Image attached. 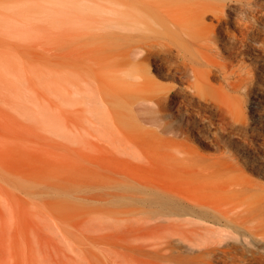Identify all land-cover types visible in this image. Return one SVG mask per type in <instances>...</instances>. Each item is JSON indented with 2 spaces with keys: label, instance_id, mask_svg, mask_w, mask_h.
<instances>
[{
  "label": "rangeland",
  "instance_id": "374dc122",
  "mask_svg": "<svg viewBox=\"0 0 264 264\" xmlns=\"http://www.w3.org/2000/svg\"><path fill=\"white\" fill-rule=\"evenodd\" d=\"M59 1L0 0V264H143L150 257L142 248L151 246L155 235L144 222L135 227L112 219L107 192L114 164L132 177L128 182L135 194L144 190L140 182L168 177L187 185L185 192H203L202 178L220 176L226 161L248 164L252 172H245L264 185V147L254 150L264 144V9L257 15L256 6L264 8V0H252L248 36L219 44L222 53H234L241 86L220 89L229 80L223 76L226 62L212 66L215 92L207 97L191 90L177 93L164 130L144 120L152 114L144 97L158 85L183 90L189 78L172 77L165 68L166 75H158L159 62L152 61L148 76L125 80L135 107L130 111L123 103L113 122L108 90L115 79L108 61L95 69L83 51L66 53ZM240 5L231 2L224 17L230 22L249 17ZM228 29L239 36L235 26ZM65 77H74L78 89L69 85L70 90L81 95L64 104ZM234 113L241 124L232 119ZM65 119L75 123V138L63 133ZM256 229L257 240L264 242V227ZM145 251L153 253L152 247Z\"/></svg>",
  "mask_w": 264,
  "mask_h": 264
},
{
  "label": "bare ground",
  "instance_id": "6f19581e",
  "mask_svg": "<svg viewBox=\"0 0 264 264\" xmlns=\"http://www.w3.org/2000/svg\"><path fill=\"white\" fill-rule=\"evenodd\" d=\"M233 1L240 2L241 10L248 11L250 18L237 16L231 22L225 18ZM59 3L66 53L68 48L73 54L83 51L84 59L95 69L108 61V71L115 79L108 90L112 109L109 117L113 122L122 115L118 108L123 103L130 111L135 107L127 99L129 93L125 80L148 76L152 61L159 62L155 70L158 75L165 76L162 70L165 68L172 77L189 78L183 90L158 85L144 97V101L150 103L152 114L143 118L157 125L158 130L168 126L165 113L177 93L191 90L192 94L207 97L215 92L216 88L210 84L212 66L226 62L224 66L227 69L223 76L229 80L220 89H235L243 83L238 68H233L230 56L234 53H222L219 44L222 41L235 44L249 35L252 0H60ZM256 6L259 9L257 15H260L263 5L257 3ZM208 18L211 20L209 24L206 22ZM229 25L235 26L239 36L228 29ZM70 38L73 43L71 47L68 44ZM236 54L242 58L241 52ZM229 66L232 69L229 70ZM230 76L233 80H230ZM73 79L65 77L63 86L59 83L64 104L76 96V90L72 92L69 87L72 85L78 89V82ZM72 102L76 104V101ZM232 119L242 123L238 113H234ZM72 123L71 126L65 119L62 128L70 139L75 138L76 134L75 123ZM242 131L245 132L243 138L248 140L247 132ZM112 141L116 139L112 137ZM263 147V143H258L254 150L261 151ZM246 170L252 172V167L226 161L220 176L202 178L203 186H206L203 192H185L183 186L187 185L181 187L174 178L168 177L140 182L144 190L141 194H135L130 191L128 182L132 177L114 164L108 174L109 212L115 221L144 222L153 230L155 242L149 246L153 253L145 251L149 247L143 246L144 255L150 257L143 264H264V242L257 240L256 232V228L264 227V185L252 179ZM150 235L147 233L145 240ZM247 236L252 238V244L247 241Z\"/></svg>",
  "mask_w": 264,
  "mask_h": 264
}]
</instances>
